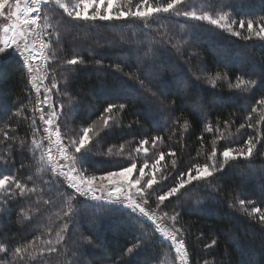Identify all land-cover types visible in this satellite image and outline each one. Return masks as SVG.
Segmentation results:
<instances>
[{"label": "trees", "instance_id": "trees-1", "mask_svg": "<svg viewBox=\"0 0 264 264\" xmlns=\"http://www.w3.org/2000/svg\"><path fill=\"white\" fill-rule=\"evenodd\" d=\"M77 2L80 0H71L73 4ZM139 2L133 0V7ZM163 2L150 0L153 5ZM187 3L202 10L213 0ZM214 8L236 20L234 27L242 36L249 33L246 24L239 29V20L251 19L259 24L264 19V0H215ZM57 13L63 15L61 9ZM159 15L160 19L147 29L143 22L131 18L95 24L80 22L82 26L73 27L76 22L63 17L69 23L61 29L58 41L53 37L47 67L51 84L53 75L57 84L53 95L56 107L63 112L58 123L64 143L76 138L84 127H94V121L101 118L109 103L117 105L111 114V127L93 133L85 174L97 176L114 171L117 167L100 158L110 149L119 150L123 145L135 150L145 139L149 141L146 145L153 147L152 138L159 137L153 147L157 153L153 161L136 155L132 161L137 166L141 160L151 165L160 153L164 154L160 175L167 178L159 177L146 206L169 216L180 214L176 226L184 230L188 264H264V226L258 216H249L238 204L240 199L251 200L253 204L246 205L249 212L252 206L264 210V155L260 154L264 145H258L260 152L247 160H230L223 172L208 178L209 183L194 182L188 186L191 191L179 199L171 198L159 208L156 201V196L175 185L181 172L187 173L195 164H209L214 141L219 164V153L226 147L241 148L250 136L253 142L257 135L264 140V122L257 123L264 114V105L257 104L264 98V41L254 34L245 40L206 22L189 30L185 18ZM74 57L83 63H65ZM4 60L0 64L5 80L0 85V105L6 108L0 111V172L17 175L36 192L25 197L17 195L0 207V244L8 249L0 253V260L6 264H161L164 256L174 259L170 244L152 224L129 210L115 205L97 208L100 202L78 196L62 177L51 186L44 183L51 173L39 171L42 166L33 159L31 150L35 94L23 59L13 54ZM133 76L144 80L151 91L142 88ZM237 77L256 80L257 84L236 88ZM119 104H125V108L119 109ZM253 107L256 112H252ZM249 123L253 127H248ZM241 124L245 127L241 128ZM6 131L11 138L5 141ZM221 133L223 139L218 138ZM98 139L99 143H95ZM41 175L43 179H36ZM29 176L36 180L35 184L28 180ZM69 195L76 196L71 205ZM45 200L51 203L46 205ZM232 204L235 207H230ZM69 207V217L75 214L73 222L68 231L61 232L69 219L64 216ZM58 232L64 240L57 252L48 254L45 241L54 242ZM213 240L216 244L206 248ZM134 244H139V249L134 254L127 253ZM20 246H28L32 257L25 253L22 259L15 257V248Z\"/></svg>", "mask_w": 264, "mask_h": 264}, {"label": "snow or ice", "instance_id": "snow-or-ice-1", "mask_svg": "<svg viewBox=\"0 0 264 264\" xmlns=\"http://www.w3.org/2000/svg\"><path fill=\"white\" fill-rule=\"evenodd\" d=\"M215 0L213 3L208 4L206 9L196 10L195 5H189L187 0H165L163 3H157L153 5L150 0H140L133 7V0H125L124 4H119V0H80V3L73 4L71 0L65 2V0H0V64L5 62V57H10L15 54L23 59V65L27 70L29 76V83L33 85L36 91L39 93L40 88L36 81L39 79L42 83L43 79H47L48 73L47 68L44 66L48 64L49 52L52 49L53 37L56 41L59 40V34L61 29L69 23L63 19L67 16L70 21L76 22L72 26H82L80 22L95 24L97 21H127L133 19L143 22L144 28H150L154 22L160 19L159 14H168L169 17L185 18L186 22L190 24L189 30H196L201 27L199 22H206L208 25L215 26L216 28L222 29L233 36H242L241 31L237 30L234 25L237 21L232 19L227 12L222 10L217 11L214 8ZM191 8L192 10H189ZM57 9H61L63 15L57 13ZM211 9V10H207ZM191 21L198 22L197 24H191ZM245 24L247 26L248 36H242L243 39H250L251 35L254 34L260 40L264 41V19L259 24H256L253 20L244 19L239 20V29H244ZM48 37L44 40L43 37ZM30 37H36V40L29 42ZM39 41V48H36V42ZM167 42V41H165ZM52 58H55L56 53H51ZM39 60L41 63L34 67L35 62ZM67 65L76 66L83 63L78 58H72L65 61ZM44 70L45 75L39 77L36 73ZM133 79L139 80L140 86L151 91L150 86L145 84L144 80L139 77L133 76ZM53 82L50 87H45L43 93V99L38 97L37 109L41 115L40 120L46 127L44 132L47 134L40 139L36 138L38 129L36 128L35 119L32 120L33 125V139H32V154L33 159H38V165L42 166L39 168L41 172H50L51 176L48 181H44L45 184L51 186L61 177L66 180L68 187L72 188L76 194L80 197L90 198L93 202L97 203V208H108L110 205H120L124 209L130 210L133 216L138 214L139 217L147 218L155 226V231L159 232L166 240L171 241L172 246L175 249L177 258L180 260V264H188V252L185 248V241L182 238L184 236L183 227H177L179 221V213H174L169 216L167 212H164L161 217H157L155 210L151 213L146 210V205L149 203V198L155 193L156 189L154 185L159 182L156 178L155 173L159 172L160 169L157 167L160 161L163 159L164 154L160 153V157L156 159L150 166L151 170L146 171L149 168L147 161L139 167L138 176H133L134 170H137V164L133 160L130 166L122 167L120 161H114L115 166L119 167L118 171H107L106 174L87 176L84 165L88 160L89 151L86 146L93 143L92 137L94 129L93 127H84L78 138H69L68 143H64V137L61 136L60 127L57 121L63 115L62 111H58L52 102L51 90L57 88L55 82V76L52 77ZM4 76L2 70H0V85L4 84ZM261 83H264V70L261 71ZM256 80H244L237 77L236 88H248L249 86L256 85ZM154 96L155 92L152 93ZM71 104L72 102L69 101ZM258 105H264V98L257 101ZM43 105L44 107H40ZM119 109L123 110L125 104H119ZM117 105L109 103L104 108L101 119L103 120L104 128H110V121L112 113L116 110ZM47 109V110H45ZM6 110L5 106L0 105V111ZM257 108L253 107L252 112H256ZM17 115L20 114V110H17ZM264 122V114L261 115V120L257 123ZM241 128L245 125L241 124ZM248 127H253L251 123ZM53 129L55 133V141H53ZM212 131L211 128L207 129ZM219 131V129H218ZM5 141L11 138L10 132H4ZM98 135V133H97ZM75 136V134H73ZM223 139V134L218 137ZM48 140V147L45 148L44 140ZM102 139V138H101ZM159 137L152 138L153 147H155ZM148 140H141L140 146L135 149L136 156L139 157L143 152L147 157L148 149L144 145L148 144ZM99 143V139L95 141ZM213 149L208 157L210 164H195V174H192L193 169L189 168L187 173L181 172L179 177L176 178L177 182L174 186L169 187L163 194L156 196L157 208L165 201H170L171 198H177L190 192L191 189L188 187L194 182L209 183V177H215L218 172H223L225 165L230 160L237 159H249L253 157L254 152H260L258 145H264V140L259 135L256 136L255 142L253 137H249L244 142L239 150L231 147H226L222 152L219 153L223 157V162L217 164V149L215 147V141L213 142ZM58 153L57 157L53 153ZM74 149V152L72 150ZM126 149L121 145V150L115 155L124 156ZM111 149L109 155H112ZM264 155V152L260 153ZM131 158V153L128 154ZM8 162L5 161V164ZM175 167V162L173 163ZM170 174V173H169ZM131 177V178H130ZM147 177L146 181L145 178ZM186 177V178H185ZM167 177L162 173L161 179ZM36 179H43L42 175ZM28 180L33 181L35 184L36 180L29 176ZM99 181L97 185L95 182ZM144 181V182H142ZM36 192V188H29L27 182H22L17 175L13 173L0 172V200L3 204H7L8 201L13 200L17 195L25 197L31 193ZM210 199H215V196H210ZM76 199L75 195L68 196V202ZM44 204H50L48 200L43 201ZM238 204L243 210L253 218L259 217V222L264 226V210L259 207L252 206L251 211H248L246 205H252L251 200L240 199ZM235 207V204L230 205ZM72 212V208L64 212L65 217H69V213ZM69 217L67 221L63 223L61 232L68 231L69 224L73 222V217ZM170 219L172 221L171 230L161 226L162 220ZM64 240V236L59 232L57 233V239L53 242L47 240V252L48 254L55 253L58 251V245ZM216 244V240L212 241L211 245H205L206 248H210ZM140 247L139 244H134L132 247L127 249V253L134 254ZM8 249L0 244V253L7 252ZM28 251V246L16 247L14 251L15 257L22 259L23 253ZM31 255V253H29ZM41 256L44 255L42 251ZM0 264H6L5 261L0 260Z\"/></svg>", "mask_w": 264, "mask_h": 264}, {"label": "rangeland", "instance_id": "rangeland-1", "mask_svg": "<svg viewBox=\"0 0 264 264\" xmlns=\"http://www.w3.org/2000/svg\"><path fill=\"white\" fill-rule=\"evenodd\" d=\"M78 3H80V2H77L76 4H78ZM119 4H120V3H119ZM2 22H3V21H0V23H2ZM36 39H37L36 37H30V38H29V42L31 43L32 40H36ZM43 39L45 40L44 37H43ZM111 43H112V42H109V44H111ZM36 48H37V49L39 48V41H38V40H37V42H36ZM40 63H41V62H40L39 60H37V61L35 62V64H34V67L37 66V65H39ZM44 67L47 68V73H48V67H47V65H45ZM26 71H27V70H26ZM36 75L39 76V77H43V76L45 75L44 70L42 69L40 72L36 73ZM146 76L148 77L149 80H151V79H150V77H151V73H150V72L147 71ZM28 81H29V76H28ZM174 82L177 83L176 79L174 80ZM179 82H180V81H179ZM36 83H37V85H38L39 88H40L39 93L36 91V89L33 87V85H32L31 83H29L31 89L33 90V92H34V94H35V109H37V107H38V105H37V99H38V97H39L40 99H43V93H44L45 87H50V86H51V82H50V77H49V75L47 76V79H43L42 83H41V81H40L39 79L36 81ZM180 83H181V82H180ZM160 88H162L161 85H160ZM53 91H56L55 88L51 90V97H52V102L54 103V105H55V107H56L55 99H54V95H53ZM117 92L120 93L119 91H117ZM124 95H126V93H125ZM126 96H127V95H126ZM135 96H138V94H133V97H135ZM40 107H44V106H43V105H40ZM56 109L59 111V109H58L57 107H56ZM45 110H47V109H45ZM35 112H36V121H37V123H38V133H37V135H36V138H37V139H40L41 137H44V136L47 135V134L44 132V128L46 127V125H44V124L42 123V121L40 120V115H41V113H40L38 110H36ZM57 123H58V121H57ZM111 123H112V122L110 121V124H111ZM58 124H59V123H58ZM93 125H94L93 129H94V132H95V133L98 132L100 129H104L103 120H102L101 118L95 120L94 123H93ZM59 127H60V125H59ZM81 132H82V131H81ZM81 132H80V134H81ZM94 132H93V133H94ZM60 133H61V136L63 137V134H62V128H60ZM73 138H74V137H73ZM76 138H78V136H76ZM52 139H53V141H55V139H56V137H55V133H54V129H53V137H52ZM43 142H44V144H45V148H47V147H48V140L45 139ZM90 144H91V143H90ZM90 144H89V145H90ZM89 145L86 146L88 149H90V146H89ZM144 147H146V148L148 149L147 158H148V157H151L150 160L153 161L154 158H155V156L157 155L156 151H155V150L153 149V147H151V146H147V145H146V146H144ZM124 148L126 149L124 156H117V155H115V153H117V152H119V151L121 150V148H119V150H118V149H114V150L112 149V150H111L112 153H113L112 155H109V151H108L106 154H104V155H103L102 157H100V158L105 159V160H108V161L111 163V166L114 165V167H117V166H115L114 161H120L122 167L130 166V164L133 162V161H132V156H133V155H136V153H135V150H129L127 147H124ZM239 149H240V148H238L237 150H239ZM72 151H74V149H73ZM91 151H92V150L90 149L89 152H91ZM53 153H54L57 157L59 156L58 153H55V148H53ZM129 153H131V158H129V155H128ZM89 154H90V153H89ZM140 156H142L143 158H145V155L143 154V152L140 154ZM221 162H223V157H222V156H221V159H220V163H221ZM142 163L144 164V162L141 160V163H139V165L142 166V165H143ZM210 163H211V161L209 162V164H210ZM136 164H137V163H136ZM217 164H218V163H217ZM140 166H137V170H134V172H133V176H138V175H139L138 169H139ZM150 166H151V165H149V168H146L145 170H146V171H150V170H151ZM157 167L160 169V165H158ZM118 170H120L119 167H117V168L114 169V171H118ZM247 170H249V169H247ZM160 172H161V169H160L159 172L155 173L157 180L159 179V177H161ZM104 174H106V173H104ZM104 174H102V175H104ZM192 174H195V169H193ZM240 174H241V176H242V174H244V172H240ZM99 176H100V175H97V177H99ZM130 178H131V177H130ZM185 178H186V177H185ZM146 179H147V177L145 178V181H146ZM250 179H252V178H250ZM242 180H243L244 182H247V181H248L247 179H243V178H242ZM253 181H254V180H253ZM142 182H144V181H142ZM95 183L98 185V184H99V181L97 180ZM196 183H197V182H196ZM193 184H194V183H193ZM189 186H190V185H189ZM88 199L90 200V198H88ZM115 206H119V207L123 208V207L120 206V205H115ZM145 207H146V210L149 211L150 213L153 211V210L148 209L147 206H145ZM129 211H130V210H129ZM156 215H157V217L159 218V217L162 216V213H158V212H156ZM136 216H138V214H137ZM138 217H139V216H138ZM139 218H140L141 220L145 221V222L151 223V221L147 220V218H144V217H139ZM151 224H152V223H151ZM171 225H172V221H171L170 219L162 220V221H161V226L164 227V228H167V229L171 230ZM152 226L155 228V226H154L153 224H152ZM157 233L159 234L160 237L164 238L159 232H157ZM164 239H165V238H164ZM165 240H166V239H165ZM166 241L170 244V248H171V252H170V253L173 254L174 259H169V258L167 257L168 255H167V256H164V257H163V260H162V262H161V264H180V260L177 258V254H176V252H175L174 247H173L172 244H171V241H169V240H166ZM25 254H27V255L29 256V258L32 257L31 255H29L28 252H25Z\"/></svg>", "mask_w": 264, "mask_h": 264}]
</instances>
